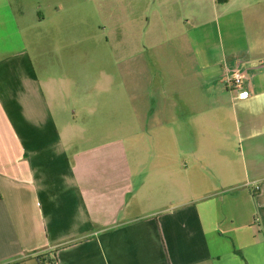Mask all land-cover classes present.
Returning <instances> with one entry per match:
<instances>
[{"label":"crops","instance_id":"crops-1","mask_svg":"<svg viewBox=\"0 0 264 264\" xmlns=\"http://www.w3.org/2000/svg\"><path fill=\"white\" fill-rule=\"evenodd\" d=\"M199 1L202 16L213 6L222 70L238 69L245 79L234 85V139L187 147L201 155L198 164L206 172L213 168L204 156L215 157L217 189L175 197L173 174L162 190L154 175L149 196L141 198L143 181L134 187L124 148L72 151L74 115H59L45 100H27L39 81L20 46L0 58V264H36L33 257L44 250H56L57 264H264V0ZM15 4L0 2V33L17 45L24 40ZM40 19L39 25L46 21ZM65 57L73 58L69 52ZM84 59L109 64L105 52H86ZM85 73L109 74L108 68ZM53 94L61 106L65 92L55 85ZM60 124L68 129L65 136ZM101 154L107 158L100 162ZM158 154L151 151L149 162ZM140 156L133 175L143 178L150 165L143 168ZM184 158L156 172L181 169ZM188 170L185 165L183 172Z\"/></svg>","mask_w":264,"mask_h":264},{"label":"rangeland","instance_id":"rangeland-1","mask_svg":"<svg viewBox=\"0 0 264 264\" xmlns=\"http://www.w3.org/2000/svg\"><path fill=\"white\" fill-rule=\"evenodd\" d=\"M14 2L21 8L16 29L24 43L14 45L0 33V58L17 53L20 46L30 54L39 84L27 100H45L60 110L59 115H74L72 151L124 148L134 187L143 181L137 194L141 198L149 196L154 175L162 190L173 174L175 197L192 199L217 189L215 157L204 156L213 168V173L206 172L198 164L201 155L187 149L191 144L215 147L217 138L235 136L232 78L240 70L224 73L220 57L216 59L221 42L213 6L202 16L196 5L199 0ZM40 16L46 20L41 25ZM82 51L83 59L77 58L76 52ZM66 52L73 58L67 60ZM86 52H105L109 64L108 59L105 64L100 59L90 64L84 59ZM102 68L109 73L103 78L85 73ZM55 85L65 92L61 106L53 94ZM67 130L62 126L64 136ZM151 151L159 153L154 162L148 160ZM138 156L143 168L150 165L143 178L133 175ZM99 158L101 162L107 157L101 154ZM178 158H184L181 169L156 172L159 165ZM185 165L189 170L183 172Z\"/></svg>","mask_w":264,"mask_h":264},{"label":"trees","instance_id":"trees-1","mask_svg":"<svg viewBox=\"0 0 264 264\" xmlns=\"http://www.w3.org/2000/svg\"><path fill=\"white\" fill-rule=\"evenodd\" d=\"M33 260L36 264H57V255L55 251L44 250L40 253H37L36 256L33 257ZM4 264H19L16 259L8 260Z\"/></svg>","mask_w":264,"mask_h":264},{"label":"built area","instance_id":"built-area-1","mask_svg":"<svg viewBox=\"0 0 264 264\" xmlns=\"http://www.w3.org/2000/svg\"><path fill=\"white\" fill-rule=\"evenodd\" d=\"M232 82L237 87L243 85V83L245 82L244 74L241 73L240 71L233 72ZM247 95H248L247 93L244 94V96H247Z\"/></svg>","mask_w":264,"mask_h":264}]
</instances>
